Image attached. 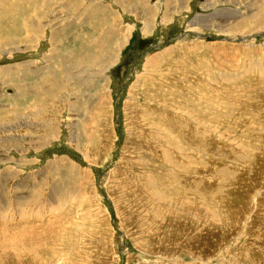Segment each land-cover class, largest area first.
Returning <instances> with one entry per match:
<instances>
[{"label":"rangeland","instance_id":"obj_1","mask_svg":"<svg viewBox=\"0 0 264 264\" xmlns=\"http://www.w3.org/2000/svg\"><path fill=\"white\" fill-rule=\"evenodd\" d=\"M33 1L5 0L0 264H264V0Z\"/></svg>","mask_w":264,"mask_h":264},{"label":"bare ground","instance_id":"obj_2","mask_svg":"<svg viewBox=\"0 0 264 264\" xmlns=\"http://www.w3.org/2000/svg\"><path fill=\"white\" fill-rule=\"evenodd\" d=\"M18 1V0H17ZM21 1V0H20ZM24 1V0H23ZM33 1V0H32ZM46 1V0H45ZM50 1V0H49ZM7 2V1H6ZM6 2H5V0L3 1V0H0V12H3V13H1V15H5V17L4 18H2L1 20L3 21V23H1V24H3V25H1L0 24V42H5V43H3V44H5V45H7V44H9V42H13L12 40H15V42L17 41H19V42H22V39L24 38L22 35L21 36H19V37H12V35H10V32H8L7 31V29H6V27H8V26H5L4 24L5 23H7V21H8V19H7V17L8 16H10V17H12L13 19H15L16 21H23V20H25L24 18H25V16L26 15H28L29 13V11H24L23 13H20V11H17L16 12V10L15 11H12L11 10V8L8 6L7 7V4H6ZM16 2V1H15ZM38 2H39V0H34L31 4H32V11L35 9V10H37V8H38V6H40L39 4H38ZM53 2V1H52ZM56 2V1H55ZM74 2V1H73ZM49 3V2H48ZM48 3H46V4H48ZM38 4V5H37ZM50 4V3H49ZM48 4V5H49ZM16 5H17V3H16ZM37 6V7H36ZM46 6V5H45ZM12 7V6H11ZM9 8H10V10H9ZM16 8V7H15ZM14 8V9H15ZM29 8V7H28ZM31 8V7H30ZM46 8H48V7H46ZM25 8H23V10H24ZM39 9H41L40 7H39ZM38 9V10H39ZM20 10V9H19ZM23 10H21V11H23ZM34 10V11H35ZM42 12V11H41ZM50 12V11H49ZM18 13H20V14H18ZM36 13V12H35ZM98 13V11H96L95 13H93V15H90V16H92L91 18H95L96 17V14ZM32 14V13H31ZM37 14V16H39L38 14L39 13H36ZM33 16V15H32ZM36 16V15H35ZM2 17V16H1ZM27 17V16H26ZM5 19V20H4ZM22 19V20H21ZM18 21V22H19ZM13 22H15V21H13ZM18 22H16V24H18ZM10 23V22H9ZM23 23V22H22ZM22 23H20V27H22L24 30H26V28H24L23 26H22ZM26 23V22H25ZM15 24V25H16ZM34 24H35V22H34ZM41 24V23H40ZM106 24H107V22H106ZM55 25V24H54ZM16 27V26H15ZM54 27V26H53ZM16 30V29H15ZM28 32V31H27ZM32 32V31H31ZM30 32V33H31ZM37 33V32H36ZM12 34V33H11ZM14 34V33H13ZM27 35H28V33H27ZM27 35H26V37H27ZM35 36V35H34ZM37 36V35H36ZM25 39V38H24ZM26 40V39H25ZM36 40V39H35ZM90 40V39H89ZM24 41V40H23ZM25 42V41H24ZM53 42V41H52ZM76 42V41H75ZM74 42V43H75ZM23 43V42H22ZM90 43V42H89ZM81 44H85V45H87V47H86V50H89V51H91L90 50V48L92 49V47L91 46H89L88 44H86L85 42H81ZM94 44V43H93ZM12 45V44H11ZM54 45V44H53ZM1 46H2V44H1ZM9 46V45H8ZM58 46V45H57ZM83 49H84V47H83ZM105 50V53H104V56H101V57H103V58H101V57H98V61L97 62H102L103 63V61H105V59H106V62L108 61V59L111 61L112 60V57H111V55L108 53V50H106V49H104ZM85 51V50H84ZM86 52V51H85ZM85 52H83V53H85ZM92 52V51H91ZM58 53V52H57ZM56 53V54H57ZM77 53V52H76ZM53 54V53H52ZM54 54H55V52H54ZM60 55V54H59ZM59 55H57V58L59 59H61V60H63V63H65V65H67V70L68 71H72V73L73 72H75V74H76V71L78 72L79 71V69H81V68H83V63L81 62L80 63V61H79V64L78 65H76L74 68H73V62H72V60H74V59H72V58H75L74 56H75V52H74V55L71 53H69V54H61L60 56ZM77 56V55H76ZM109 56V57H108ZM56 58V57H55ZM56 58V59H57ZM81 59H88L89 60V62H91V54L89 55V53H88V55H86V56H82V58ZM117 60H118V57L115 59V61L113 62V64H115L116 62H117ZM77 61V60H76ZM85 61V60H84ZM83 61V62H84ZM62 62V61H61ZM105 63V62H104ZM103 63V64H104ZM93 64H95V62L93 63ZM103 64H101V65H103ZM63 67V66H62ZM94 67V66H93ZM107 67V66H106ZM64 68V67H63ZM12 69V68H11ZM10 69V70H11ZM105 69V68H104ZM260 69V68H259ZM105 71V70H104ZM12 72V71H11ZM81 73V72H80ZM14 74V73H13ZM12 74V75H13ZM75 74L73 75V80H78V79H80V74L78 75V73L76 74V76H75ZM90 76V75H89ZM11 78V77H10ZM15 79H16V76H15ZM15 79H13L14 81H15ZM67 79H68V77H67ZM17 80V79H16ZM260 80V79H259ZM89 81V80H88ZM70 82H71V80H70ZM69 82V83H70ZM67 84V83H66ZM44 88H47V87H44ZM42 89H43V87H42ZM215 89V88H214ZM208 90V89H207ZM217 90V89H216ZM22 91V90H21ZM21 94V93H20ZM26 96V95H25ZM203 100V99H202ZM206 101V100H205ZM212 101V100H211ZM201 103V102H200ZM208 103V102H207ZM220 108V107H219ZM235 111V110H234ZM236 112V111H235ZM208 118V117H207ZM3 119V118H2ZM163 120V119H162ZM194 120V119H193ZM206 124V123H205ZM177 126L178 125H176L175 127L177 128ZM207 127V126H206ZM175 129V128H174ZM178 129V128H177ZM179 129H181V128H179ZM188 130V129H187ZM174 131H176V129L174 130ZM180 131V130H179ZM187 133V132H186ZM179 134H182L181 132H179ZM178 134V135H179ZM212 134V133H211ZM201 135V134H200ZM156 137V136H155ZM177 137H179V136H177ZM184 137V136H183ZM197 137V136H196ZM160 138V137H159ZM179 139H181L180 137H179ZM186 139H188L190 142L189 143H192V141H191V139H190V137L189 138H187L186 137ZM151 140V139H150ZM185 140V139H184ZM193 140L195 141V139H194V137H193ZM179 141V140H178ZM180 142V141H179ZM204 142V141H203ZM202 142V143H203ZM187 145V144H186ZM178 146V145H177ZM198 146V145H197ZM200 147V146H199ZM174 150H176V151H178V152H184L185 151V149L184 148H179V146L178 147H176L175 146V149ZM200 151V150H199ZM215 154V153H214ZM181 155V154H180ZM144 161V160H143ZM139 162V161H138ZM142 162V161H141ZM152 162V161H151ZM136 163V162H135ZM134 163V164H135ZM138 164V163H137ZM136 164V165H137ZM145 164H146V162H145ZM145 164L143 165L144 166V168H145ZM174 164V163H173ZM141 167H142V164L140 165ZM178 167V166H177ZM146 168H147V166H146ZM150 168V167H149ZM181 168H182V165H181ZM152 169V168H151ZM184 169V168H183ZM145 170V169H144ZM134 171V170H133ZM146 171V170H145ZM137 172V171H136ZM148 172H150V170L148 171ZM139 173V172H138ZM140 173H143L142 171L140 172ZM153 173V172H152ZM146 174V173H145ZM150 174H151V172H150ZM149 174V175H150ZM132 175H134L133 173H132ZM135 175H137V174H135ZM139 175H142V174H139ZM137 176V177H140V176ZM144 175V174H143ZM142 175V176H143ZM157 175H158V172H157ZM147 176H148V174H147ZM158 177V176H157ZM135 178V177H134ZM163 178V177H162ZM146 179V178H145ZM164 179V178H163ZM174 179V178H173ZM173 179H172V181H173ZM176 179V178H175ZM147 180H150V179H147ZM155 180H157V178L155 179ZM133 182H135V181H133ZM150 182V181H149ZM152 182V181H151ZM177 182V181H176ZM141 183V182H140ZM157 183H159V187H160V181L158 180L157 181ZM132 184V183H131ZM142 184V183H141ZM132 186V185H131ZM158 186H155V187H158ZM164 186V185H163ZM141 187V186H140ZM143 187V186H142ZM148 187H150V186H148ZM154 187V188H155ZM176 188H174V187H170V189H171V194L174 196V195H179V193H180V188L178 187L177 188V186H175ZM151 188V187H150ZM152 188H153V186H152ZM135 189V188H134ZM137 189V188H136ZM142 189V188H141ZM159 189V188H158ZM158 189H156L157 190V192H158ZM145 190V189H144ZM164 190V189H163ZM137 191V190H136ZM155 192V191H154ZM154 194V193H153ZM161 193H159V195H160ZM144 195V194H143ZM162 195V194H161ZM160 195V196H161ZM147 196V195H146ZM152 197H154V195L152 196ZM158 197V196H157ZM121 198V197H120ZM152 199V198H151ZM150 198H149V200H151ZM153 201H155V200H153ZM156 202V201H155ZM168 203V202H167ZM184 203V202H183ZM149 204H150V202H149ZM185 204V203H184ZM160 206V205H159ZM169 206V205H168ZM156 207V206H155ZM206 212V211H205ZM21 230V229H20ZM25 233V232H24ZM29 234H31V233H29ZM32 238V237H31ZM43 238V237H42ZM44 238H46V237H44ZM29 239V238H28ZM36 241V240H35ZM27 242V241H26ZM26 242H23V244L24 243H26ZM12 243V242H11ZM28 243H29V240H28ZM75 244V239H73V242H72V244ZM30 244V243H29ZM14 245V244H13ZM13 245H11V246H13ZM37 245V244H36ZM27 246V245H26ZM30 246V245H29ZM28 247V246H27ZM31 247V246H30ZM55 251V250H54ZM53 251V252H54ZM56 252V251H55ZM52 254H54V253H52ZM57 255H59L58 253H56L54 256H57ZM64 255H60L59 257V259H60V262H61V260H62V258L61 257H63ZM33 257H27L25 260H22V259H19V260H17L18 261V263H20V264H27L25 261H28V262H31L33 259H32ZM79 258V257H78ZM71 262L73 263V261H72V259H71ZM75 264V263H74Z\"/></svg>","mask_w":264,"mask_h":264}]
</instances>
